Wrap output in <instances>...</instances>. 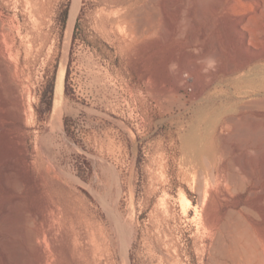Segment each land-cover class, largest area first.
<instances>
[{"label":"rangeland","instance_id":"rangeland-1","mask_svg":"<svg viewBox=\"0 0 264 264\" xmlns=\"http://www.w3.org/2000/svg\"><path fill=\"white\" fill-rule=\"evenodd\" d=\"M36 1L0 0V27L25 67L11 82L21 84L31 165L22 163L12 92L0 117L7 264H43V255L46 264H264V59L220 74L201 95L182 71L209 62L203 51L219 42L210 31L219 0H143L129 23L106 32L101 0H80L72 30L74 0H45L43 14ZM258 4L234 17L261 15ZM206 31L205 43L191 46ZM61 70L63 108L54 115ZM193 139L207 150L196 160L184 150ZM206 205L210 230L195 216ZM47 229L57 231L55 250ZM207 230L224 250L196 242Z\"/></svg>","mask_w":264,"mask_h":264},{"label":"bare ground","instance_id":"bare-ground-1","mask_svg":"<svg viewBox=\"0 0 264 264\" xmlns=\"http://www.w3.org/2000/svg\"><path fill=\"white\" fill-rule=\"evenodd\" d=\"M141 1L143 0H101L102 9H101V16L99 19V24L103 32L107 31L109 25H114V24L126 25V23H129V20H132V18L134 17V14H132V11ZM252 6L258 7L259 6L258 0H219L218 4L215 6V16H214L213 25L210 31L212 32L213 29L215 30V34H216L215 38L219 39V42L214 43L211 46H208L203 51V53L210 60L211 59L214 60L215 64H217L218 67H220L221 71L220 72H217L215 70L212 71V69H208L206 71L205 69H207L208 63L199 64L196 61L195 62H185L182 65L183 72H186L190 76L196 78L195 80L197 81L196 94L201 95L206 90L209 84L216 82L219 79L220 74L224 76L234 74L237 71L245 70L249 65H252L254 63H259L264 59V24L262 25L259 24V22L264 18V10L261 11L262 12L261 15L249 16L246 19L234 17L237 14L244 12L246 9ZM35 8L38 14H41V13L43 14L45 12V0H37L35 3ZM79 8H80V0H74V4H73V8H72L71 15H70V20H69L70 30H72L74 26ZM147 25L149 27V32H151L150 38L154 39L153 41H155L157 31L155 29L153 19L150 18V20H148L147 22ZM126 29L127 28H124L123 31H126ZM207 37H208V32L206 31L205 33H202L199 36V38L193 40L191 46H195L199 44L200 42L206 41ZM10 40L11 39H10L9 34L6 31L5 24L1 23V27H0V117L5 114L8 115V112H10L9 108L11 107H9V104H10L9 98H11L10 93L13 92L14 99L16 101L15 107L17 109V113H15L14 115L16 116L17 114V121L20 126V128L19 127L18 128L22 132V133L20 132L21 135L23 136L22 144L25 147V150H23L24 151L23 159L22 158L21 159H22V163L27 168H30L31 166L29 165L30 164L29 163L30 150L28 149V146H27L28 142H26L27 132L24 130L25 111H24V105L22 102L23 95H22V90L18 87L21 84L17 86L16 83L12 84L13 82H11V75L14 72L18 75H19V72H21L24 76L25 67H22V69L20 68L21 60L19 59V57L21 56V54L19 51L16 52V49L14 48L15 42L12 41L14 42L12 43L10 42ZM13 51H15L17 56H19L18 57L19 63L18 62L16 64L12 63L14 59L15 60L17 59V57L12 56V54L15 53V52L13 53ZM12 57H15V58L12 59ZM18 59L16 61H18ZM15 73L13 75V78L15 77ZM18 75H16V78L14 79L17 80ZM23 78L21 80H24ZM63 79H64V70H61L59 73V80H58V85H57V90H56L54 115H60L62 113ZM177 81H179V83L182 84L183 86L184 84H186V80L185 78H183V76H179V79ZM19 83H22V82L20 81ZM175 89L176 91L179 90L177 88ZM5 124H6L5 120H0V130L1 131L5 130ZM17 135H18V132H17ZM4 142H6V140H4ZM18 144H21V143L18 142ZM184 150L194 160L198 159L201 153H204L207 151L205 149H202L200 147L199 142L195 139L187 142ZM35 162H33L34 165H36L37 163ZM7 168L8 167H6V165H2V164L0 165V182L1 183L5 181V178L7 175ZM38 171L40 172V175L44 172L43 169H38ZM2 201H3V198H2ZM183 201L186 202V204L190 203V201H188L185 197L183 198ZM209 208L210 207L206 205L205 208L202 209V211L197 209L196 211L197 213L195 214L196 217L200 216V219L201 218L203 219L206 229L210 228L208 224L209 213H210ZM9 210H10L9 206L6 203L0 202V260L2 261L3 264H7L10 260L9 259L10 258L9 220L11 217L9 213L11 211L9 212ZM50 229L49 230L47 229L48 231H47V234L45 235L46 236L45 239H47L48 242L50 241L49 243L52 244V247L55 250L57 247L58 235H57V231L55 233L54 230H50ZM211 231L210 232L208 230L205 231V232H208L207 233L208 235L206 237L207 239L199 241L198 239L200 238L198 237V239H196L197 240L196 242H201L205 244L206 240L211 241V244L209 245L210 247L209 249L213 251V253H215L218 250V248L221 250H224V243L221 240V238L217 236V233H215L214 230H211ZM29 234L31 236V233ZM35 237L37 239L38 234L32 238L33 242L35 241L34 240ZM47 237L49 238V240ZM31 244H32V241H31ZM204 244L198 247V249L203 247L205 251L206 247L208 246ZM232 246L235 250L237 249L236 239L232 240ZM255 258L256 256L254 257L251 256V258L249 259L250 263H252V261L255 260ZM213 259L214 258L212 257L211 260ZM41 262L43 264H46L47 256L43 255ZM100 262H101V259H100ZM233 262L236 264H241V262L238 261L236 257L233 259ZM216 264H225V263L216 261Z\"/></svg>","mask_w":264,"mask_h":264},{"label":"clouds","instance_id":"clouds-1","mask_svg":"<svg viewBox=\"0 0 264 264\" xmlns=\"http://www.w3.org/2000/svg\"><path fill=\"white\" fill-rule=\"evenodd\" d=\"M215 66V61L214 60H209L208 65H207V69H205L206 71L208 69H214Z\"/></svg>","mask_w":264,"mask_h":264}]
</instances>
